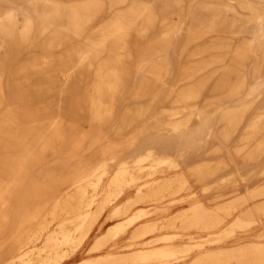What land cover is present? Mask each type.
<instances>
[{
	"label": "bare ground",
	"instance_id": "bare-ground-1",
	"mask_svg": "<svg viewBox=\"0 0 264 264\" xmlns=\"http://www.w3.org/2000/svg\"><path fill=\"white\" fill-rule=\"evenodd\" d=\"M20 1L24 0H0V50L5 51V59L12 60L19 45L27 47L36 41L41 54L13 63L12 80L4 79L6 64L0 58V262L64 264L85 245L104 211L132 192L133 196L113 206L105 221L125 216L139 203H149L153 210L138 208L101 231L88 249L98 254L76 264H181L194 250L197 252L187 264H264L261 240L246 245L237 243L231 248H207L232 237L237 241V234L247 233L260 213L264 214V201L244 208L259 196L262 198L260 185L245 189L243 194L233 191L211 208L193 199L195 183L200 184L202 192L223 186L230 179L232 187L237 185V170L221 174L227 166L224 161L212 164L200 158L183 166L189 156L204 146L217 140L215 150H219L229 138L219 131L222 125L216 115L201 116L202 110L192 104L198 99V88L189 87L175 94L180 102H185L183 109L189 113L187 125H180L183 128L151 127L142 134V128L130 131L131 125L151 119L160 100L141 103L138 99L142 96L124 92L134 71L132 45L137 44L139 35L156 25L158 13L164 15L157 37L162 45H167L183 19L182 8L170 6L168 0H160V11L155 8V0H107L106 9L96 8L97 0H25L26 6ZM228 1L233 5H226V11L237 15L236 7L245 9V15L257 25L264 22V0ZM105 13L110 17L105 25L89 27L90 22ZM208 13L206 24L197 15L190 19L189 37L220 31L219 11L213 8ZM18 14L22 17L20 24ZM248 40L258 43L257 32ZM241 59L238 54L230 61L231 69L238 74ZM171 67L172 59L167 55L149 67L145 82L155 81L160 72L169 77ZM51 71L57 77H49ZM189 76H182L179 81ZM43 78L50 84L45 86L40 81ZM240 86L239 76L228 94L237 95ZM217 88L215 84L211 90ZM169 90L175 93L177 89ZM44 93L51 95L46 98ZM256 93L264 98V85L249 91ZM205 107L204 110L210 108ZM68 111L70 118L66 122ZM260 113L263 118L264 111ZM84 115L88 130L77 128ZM223 119L230 123L232 116L224 113ZM181 129L182 134L177 131ZM263 129L264 118L235 150L251 146L246 159H252V154L258 157L264 140L257 136ZM108 130L111 135L104 145L96 146L89 155L91 160H80L79 156L95 146ZM138 145L141 149L128 159L122 158L119 151L124 146L135 150ZM174 151L176 157L172 155ZM147 166L152 167L149 172ZM143 171L148 177L137 183V173ZM169 171L173 174L169 175ZM191 178L195 183H191ZM183 192L192 199L186 209L171 218L139 222L150 212L166 213L168 208L161 206L163 201L169 198L167 204H174L178 197H172ZM234 212L238 214L222 228ZM163 229L181 233L152 236ZM190 229L206 232L207 236L185 247L173 243ZM125 233H129L128 242L117 247L114 240ZM111 241L114 243L109 244ZM156 243L159 244L154 246ZM108 244L110 251L100 253ZM38 245L41 247L36 248ZM138 245L142 248L112 252Z\"/></svg>",
	"mask_w": 264,
	"mask_h": 264
},
{
	"label": "rangeland",
	"instance_id": "rangeland-1",
	"mask_svg": "<svg viewBox=\"0 0 264 264\" xmlns=\"http://www.w3.org/2000/svg\"><path fill=\"white\" fill-rule=\"evenodd\" d=\"M168 1L170 6L174 5V7L182 8L183 18L178 23L176 29L171 33L168 44L165 46L162 45V42L159 41L160 37H157V33L161 25L160 22L163 21L164 15L158 13L156 25L150 29L148 33L139 35L137 37V44L132 45V53L135 56L134 71L132 74V80L125 88L124 92L126 94H131L132 96H142V98L138 99V101L141 103L155 99L160 100L159 105H157L154 109L155 113L150 115L151 119H149L148 122H143L142 120L134 125H131L130 131L133 129L137 130L138 128H142V134L151 127L171 129L175 126L187 125L185 120L189 117V113L187 109H183L185 102H180L175 94L181 93L183 89L185 90L189 87H193L194 89L198 88V99L192 104H195L199 110H202L200 113L201 116H205L207 114L216 115L217 118L220 119V125H222L219 131L222 132V134L229 136V138L223 145H221L219 150H215V146L219 143L217 140L210 145L204 146L198 152H195L193 155L189 156V162H186V164L183 166L185 167L187 163L193 162L200 158L206 160L207 162H211L212 164H216L219 161H224L227 166L225 167V170H222L223 172L221 171V174H225L231 169L237 170V185L232 187L230 185V179L227 180V183L223 186L213 187V189L202 192L200 184L195 183L196 180L191 178V183H195L193 186V199H199L204 203L205 206L211 208L218 201L229 197L233 191L243 194L246 191L245 189L254 188L260 185L259 188L263 193V196L261 194L262 198L259 196L257 199L250 201L244 206V208L251 207L253 204L258 202L260 203L262 200L264 201V148L258 157L254 158V154H252V159L249 160L246 159V156L252 150L251 146L244 147L238 152L235 149L236 147L242 146L243 139L250 136L252 128L262 122L264 118L261 117L260 113L261 110L264 111V98L260 95V93L249 94L250 90L260 88L264 85V22L262 25H257L254 19H249L247 17L248 14L247 16L245 15L247 12L245 9L236 7L238 11L237 15L230 11H226V5H233V2L228 0ZM19 3L22 6H26L27 4L25 0L20 1ZM42 5L43 3H40L39 7ZM154 5L155 8L160 11L161 7H163V2L160 0H155ZM107 7V0H97L96 8L106 9ZM213 8L219 11L220 31L218 33L212 31L201 32L194 39L189 37L190 33L188 28L190 26V19L197 15L200 16L201 20L203 19L202 22L206 24L205 17H207V14H209L208 10ZM16 19L20 24L22 21L21 15L18 14ZM109 19V14L105 13L100 19L90 22V26H88L102 27L106 22H108ZM94 30H97V27ZM254 31L257 32L258 43H249L248 39L252 36ZM37 43L38 42L34 41V44H31L27 47L24 44L19 45L18 54L12 60L5 59V51L0 50V58L6 64L4 67V79L12 80L11 74L14 68L13 63H19L31 55L41 54V49L37 46ZM238 54L242 56V59L239 60L241 68L240 74H238L239 72L237 70L231 69L230 64L231 59L234 58V56H238ZM167 55H169L172 59V69L170 76L166 77L163 72H160L155 81L146 83L144 75L148 71L149 67L152 64L161 62L167 57ZM48 75L49 77H57L55 71L49 72ZM185 75L190 76L187 78V80L182 81V83L179 81V79ZM19 76L21 75H18V77ZM239 76L241 85L240 91L237 93V95L231 97L227 90L231 89L233 85L238 83ZM40 81L43 82L45 86L50 84L45 83V78ZM162 82L164 83L163 85ZM215 84L218 85L217 90H211L212 86H215ZM170 87L177 89L175 93L170 92ZM46 95L49 96L51 93L43 94V96L47 98ZM189 101L192 102L193 100ZM206 105L210 107L208 110H204ZM224 113L232 116L230 123L225 122L226 120L223 119ZM67 114L68 115L64 116V120L66 122L70 118V111H68ZM125 118L126 116L124 115L121 120L122 123L123 119L125 120ZM86 120L87 116L84 115L83 118L77 123V128L80 130H88L89 125ZM180 127L183 128L182 126ZM231 127L239 130H234V132L231 130ZM109 128H111V126ZM177 131L180 134L183 133L182 129ZM109 135H111V133L108 130V132L102 136L103 138H99L98 143L95 146L87 149L82 155L79 156L80 160H84L86 158L89 161L91 158L89 155L91 156V154L95 152L97 148L96 146L104 145L108 140ZM257 137L261 140H264V129ZM96 139H98V137H96ZM138 149H141L140 145H138L135 150H131V148L124 146L123 149L119 151V153L122 155V158L128 159L130 155H132V153L134 151L136 152ZM175 151L172 153L173 157H176L177 155ZM109 167L112 169L111 165ZM151 169L152 167L147 166L148 172ZM145 173L146 171L137 173V183H141L147 179L148 175ZM156 173L157 171L151 173V175ZM168 174L172 175L173 171H169ZM188 194L189 193L187 192H183L175 195L172 198L176 197L177 199L178 197L177 202L171 205L167 204L166 201L169 198H166L161 206L167 207L169 211L167 210V212L164 214L150 212L148 216L144 217L139 222L158 220L160 218L162 219L163 217L171 218L177 215L179 212L186 209L191 203L192 199L189 198ZM127 196H133V193L131 192L124 195L120 200L104 211V213L98 218L95 225L93 226L87 241L85 242V245L76 251L73 257L67 260L64 264H76L77 262L90 256L97 255L98 253L96 252H88V249L94 241V238L107 230L108 227H110L116 221L136 212L138 208H144L146 211H151L154 208V206L149 203H139L132 206L125 216L105 221V216L113 208V206L121 203V201ZM262 204L264 205V202H262ZM237 214L238 212H234V214L229 217L221 227L225 228L226 223ZM257 219V222L253 224L247 233L237 234V241L234 237H232L226 240L224 243L218 245H208L207 248H231L237 243L246 245L259 240L264 241V214L260 213V216ZM49 228L52 227L50 226ZM179 232L181 233L179 230L163 229L156 232L152 236ZM206 236V232L200 231L198 229H190L189 231L185 232L184 235L176 237L173 243L179 245V247H185V244L192 243L195 240H198L200 237ZM128 237L129 233L121 234L117 239L114 240V242L117 243L116 246L120 247L121 245L126 244L128 242ZM114 242L111 241L109 244ZM109 244L100 253H106L110 251V248L108 247ZM158 244L159 243H156L154 246ZM40 247L41 246L38 245L36 248ZM135 248H142V245L135 246L131 249L115 248L112 250V252L125 253ZM196 252L197 250H194L190 256L184 260V262L180 263L187 264L190 257L196 254ZM0 264H2V262H0Z\"/></svg>",
	"mask_w": 264,
	"mask_h": 264
}]
</instances>
